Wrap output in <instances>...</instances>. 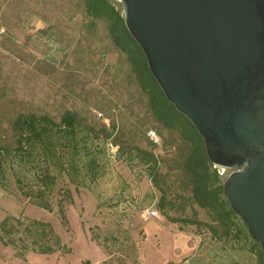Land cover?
Here are the masks:
<instances>
[{"label":"rangeland","instance_id":"1","mask_svg":"<svg viewBox=\"0 0 264 264\" xmlns=\"http://www.w3.org/2000/svg\"><path fill=\"white\" fill-rule=\"evenodd\" d=\"M65 111L78 113L82 127L92 126L98 132L115 125L107 139L102 134L86 138V130H78V155L72 156L80 166L77 187L60 172L57 157L45 156L39 146L20 151L17 144L19 116L47 115L59 122ZM152 130L158 136L155 146L150 144ZM115 139L125 146L152 149L161 161L160 171L167 173L170 195H188L177 165V133L158 127L152 118L105 22L91 23L83 0H0V264H68L73 251L67 247L77 251L81 240L89 237L110 241L112 246L113 241L134 246L138 242L142 249L144 241L152 238L146 230L152 221L164 225L176 242L186 244L190 258L177 264H259L241 239L223 241L203 226L168 219L192 218L196 212L200 221L211 222L210 214L197 205L166 215L155 212L158 190L142 165L125 160ZM55 141L59 157L67 160L73 155L66 139L58 136ZM91 156L99 162L95 180L84 175ZM45 168L57 180L54 191L46 194L51 210L36 204V191L42 187L39 175ZM229 172L225 169L223 178ZM60 189L74 196L72 202L65 199L67 225L56 205ZM33 219L49 222L65 248L40 253L43 238L31 224ZM45 238L54 245L50 233Z\"/></svg>","mask_w":264,"mask_h":264},{"label":"water","instance_id":"2","mask_svg":"<svg viewBox=\"0 0 264 264\" xmlns=\"http://www.w3.org/2000/svg\"><path fill=\"white\" fill-rule=\"evenodd\" d=\"M166 99L194 126L264 253V0H117Z\"/></svg>","mask_w":264,"mask_h":264},{"label":"trees","instance_id":"3","mask_svg":"<svg viewBox=\"0 0 264 264\" xmlns=\"http://www.w3.org/2000/svg\"><path fill=\"white\" fill-rule=\"evenodd\" d=\"M84 10L87 18L94 23L102 20L106 24L108 36L114 48L125 56L130 71L134 75L135 82L140 92L146 98V107L151 113L152 118L158 127L176 132L178 136L177 165L182 172L181 186L188 190V195L173 194L170 195L169 186L167 184V173L160 171L161 161L150 148H143L138 145L125 146L124 143L115 139L113 142L121 148V154H125V160L128 163L136 162L143 166L149 175L152 186L158 190L159 196L156 198L154 208L156 212L166 215L170 210L183 211L186 205H197L199 208L206 210L211 216V222L203 223L197 218L196 212L193 217H168L175 223L191 224L201 228L202 226L209 230L213 236L223 239L230 238L241 239L248 244L250 251L254 253L259 264H264V253L260 245L252 239L246 227L240 218L231 209L222 188L223 175L219 173L217 168L208 160L204 149L202 138L197 133L192 123L181 113H179L174 105L170 103L157 81L153 77L146 57L127 30L122 15V9L114 0H83ZM15 127L18 133V149L20 151L26 149H35L41 147L45 156H55L59 159L60 172L66 174L68 180L78 186V179L81 176L78 160L74 155H78L77 132L80 128L86 130L85 137H99L104 135L107 139L114 132L115 125L112 129L101 128L98 132L92 126H81L79 114L73 111H65L59 122H56L47 115L26 114L19 116L15 121ZM156 132L155 130H152ZM62 137L69 142L73 155L67 160L59 157L55 139ZM152 146L157 143L150 140ZM30 151V150H29ZM77 157V156H76ZM99 162L96 156L89 157L85 163L88 170L86 177L89 180H95L97 176ZM41 186L36 191L39 207L45 210H51L49 199L46 194L49 190H53L57 184L56 175L51 174L47 168L40 172ZM54 188L52 189V187ZM59 190V189H58ZM61 196L56 200L58 213L61 222L64 225L69 223L68 210H66V198L69 202L73 201L72 191L63 189L58 191ZM31 224L36 227L39 237L43 238L41 247L38 251L42 254H50L56 250L64 249L59 237L54 234L52 226L49 222L38 219L31 220ZM50 233L53 237L54 245L45 241L46 235Z\"/></svg>","mask_w":264,"mask_h":264},{"label":"crops","instance_id":"4","mask_svg":"<svg viewBox=\"0 0 264 264\" xmlns=\"http://www.w3.org/2000/svg\"><path fill=\"white\" fill-rule=\"evenodd\" d=\"M96 207V205H95ZM70 218V217H69ZM146 230L152 238L144 241L142 249L138 247V242H128L127 245H114L110 241H97L95 238L82 239L78 250L73 251L72 258L67 259L68 264H177L186 263L189 256L186 244L178 243L169 236L170 232L163 225L157 222H150ZM156 235V236H154ZM158 240L161 242L157 244Z\"/></svg>","mask_w":264,"mask_h":264},{"label":"built area","instance_id":"5","mask_svg":"<svg viewBox=\"0 0 264 264\" xmlns=\"http://www.w3.org/2000/svg\"><path fill=\"white\" fill-rule=\"evenodd\" d=\"M149 137L152 139V140H154V142H158V136H157V134H156V132H154V131H149ZM156 212V211H155Z\"/></svg>","mask_w":264,"mask_h":264}]
</instances>
